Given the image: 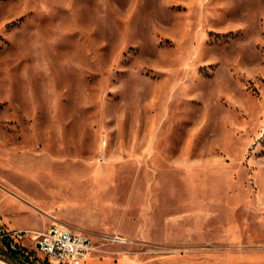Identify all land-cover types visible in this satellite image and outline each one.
<instances>
[{
	"label": "rangeland",
	"instance_id": "rangeland-1",
	"mask_svg": "<svg viewBox=\"0 0 264 264\" xmlns=\"http://www.w3.org/2000/svg\"><path fill=\"white\" fill-rule=\"evenodd\" d=\"M51 223L86 264H264V0H0V264Z\"/></svg>",
	"mask_w": 264,
	"mask_h": 264
},
{
	"label": "built area",
	"instance_id": "built-area-1",
	"mask_svg": "<svg viewBox=\"0 0 264 264\" xmlns=\"http://www.w3.org/2000/svg\"><path fill=\"white\" fill-rule=\"evenodd\" d=\"M10 235L18 238L29 235L35 250L43 255L48 264H85L94 250L89 235L59 223H51L42 230H14ZM103 240L125 242L124 238L118 235H107Z\"/></svg>",
	"mask_w": 264,
	"mask_h": 264
},
{
	"label": "water",
	"instance_id": "water-1",
	"mask_svg": "<svg viewBox=\"0 0 264 264\" xmlns=\"http://www.w3.org/2000/svg\"><path fill=\"white\" fill-rule=\"evenodd\" d=\"M0 235H1V236H4L5 238H7V233H5V232L0 231ZM11 248H12V250H13L14 252H16L20 257H22L21 253L18 251V249H17L16 247L12 246ZM22 258H23V257H22ZM26 261H27L29 264H31L30 261H28V260H26Z\"/></svg>",
	"mask_w": 264,
	"mask_h": 264
},
{
	"label": "trees",
	"instance_id": "trees-1",
	"mask_svg": "<svg viewBox=\"0 0 264 264\" xmlns=\"http://www.w3.org/2000/svg\"><path fill=\"white\" fill-rule=\"evenodd\" d=\"M9 250H10V248H9ZM20 250H21V252L26 256V254L24 253V249L20 247ZM10 252H11L13 255L15 254L12 250H10Z\"/></svg>",
	"mask_w": 264,
	"mask_h": 264
},
{
	"label": "crops",
	"instance_id": "crops-1",
	"mask_svg": "<svg viewBox=\"0 0 264 264\" xmlns=\"http://www.w3.org/2000/svg\"><path fill=\"white\" fill-rule=\"evenodd\" d=\"M85 264H86V262H85ZM119 264H124V259L120 260Z\"/></svg>",
	"mask_w": 264,
	"mask_h": 264
}]
</instances>
